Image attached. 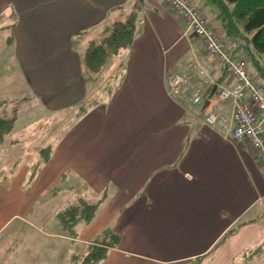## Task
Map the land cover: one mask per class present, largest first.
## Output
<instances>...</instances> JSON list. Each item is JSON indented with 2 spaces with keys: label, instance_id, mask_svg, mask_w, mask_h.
I'll use <instances>...</instances> for the list:
<instances>
[{
  "label": "crops",
  "instance_id": "obj_1",
  "mask_svg": "<svg viewBox=\"0 0 264 264\" xmlns=\"http://www.w3.org/2000/svg\"><path fill=\"white\" fill-rule=\"evenodd\" d=\"M131 1L0 0L14 71L47 114H61L43 136H20L24 157L0 139V264H84L104 229L118 243L92 264H264V250L245 254L264 241V166L247 142L203 122L231 79L165 0H144L118 82L84 103V49L101 43ZM192 1L220 29L210 3ZM231 108L217 100L213 111L229 117ZM96 201L90 222L62 225L61 212Z\"/></svg>",
  "mask_w": 264,
  "mask_h": 264
},
{
  "label": "trees",
  "instance_id": "obj_2",
  "mask_svg": "<svg viewBox=\"0 0 264 264\" xmlns=\"http://www.w3.org/2000/svg\"><path fill=\"white\" fill-rule=\"evenodd\" d=\"M211 5L213 19L220 25V32L224 40L230 44L232 55L242 53L246 62L264 77V0H206ZM143 0H133L125 9L124 16L113 19L106 43H90L84 49L82 65L85 73L92 75L107 61L111 53H117L121 47L128 46L134 37L137 22L141 12ZM254 69V70H255ZM86 75V76H87ZM88 75V76H89ZM16 109V103L9 98L0 99V139L3 132L10 131L15 116H9L7 108ZM86 110L85 104L79 106L78 114ZM44 158L48 157V149L44 150ZM33 173L30 174V177ZM98 206V201L85 203L80 206H70L60 213L62 225L72 226L83 219L90 222ZM100 244L91 246L83 259L84 264H92L106 255L107 245H116L119 235L111 230L104 229L98 238ZM200 260V259H198ZM187 264H197L189 262Z\"/></svg>",
  "mask_w": 264,
  "mask_h": 264
},
{
  "label": "built area",
  "instance_id": "obj_3",
  "mask_svg": "<svg viewBox=\"0 0 264 264\" xmlns=\"http://www.w3.org/2000/svg\"><path fill=\"white\" fill-rule=\"evenodd\" d=\"M165 2L182 16L188 29L203 41L206 52L217 59L221 70L231 79L230 85L222 87L209 99V112L203 116V122L219 126L223 135L232 142H247L264 166V86L248 73L244 59L230 53L221 32L207 19L197 2ZM178 81L176 76L169 79L174 91H177ZM200 98V95H195L192 101L198 102ZM225 99L231 100L232 104L229 117L213 111L217 100Z\"/></svg>",
  "mask_w": 264,
  "mask_h": 264
},
{
  "label": "rangeland",
  "instance_id": "obj_4",
  "mask_svg": "<svg viewBox=\"0 0 264 264\" xmlns=\"http://www.w3.org/2000/svg\"><path fill=\"white\" fill-rule=\"evenodd\" d=\"M201 9L206 17L208 16L211 18L210 11L206 6L201 4ZM210 22L213 24V21ZM10 35V30H0V91L3 92V94L0 95H7L9 100L11 99L12 102L16 103V109L11 108L12 104H10V107L7 108L8 115L15 116V121L13 123V128L10 131H7L5 133L2 130L1 134L4 142L3 151L5 150V148L11 150L12 147L13 150H11L10 153L24 157V150L22 152L20 151V146L22 144L18 141V139H20V136L30 135V133L37 134V136L40 137L41 135L43 136L45 134V128L51 127L54 120L60 118L61 114H47L45 108L43 107L44 105L41 101V98L34 95L32 92H30V90H27V85L24 83L20 71H14V69L17 68L14 67L15 63L13 59L12 45L6 42ZM103 36L105 37H103L100 42L106 43V39L109 36V31H106ZM226 44L230 49V44H228L227 42ZM5 49L7 50L6 53ZM126 50L127 45L121 47L117 53H111L108 56L106 63L98 71L94 72L92 75L88 74V100H85V104L92 103L100 98H105L113 90V88L115 87L114 85L119 80V74L123 69V56L125 55ZM122 52H124V55H122ZM3 53L7 55V58H4L5 60L2 59V57L4 56ZM13 96L16 97L11 98ZM72 113L73 112L68 114L69 119L72 117ZM52 117H54L55 119L53 120ZM62 127L63 124H56L54 128L55 133L58 134ZM18 128H20L21 130H18ZM48 131V133H51L50 130ZM261 219L262 223H264V217H261ZM263 250L264 241L260 245H258L257 248L248 250L245 254L246 256L255 255L261 253V251Z\"/></svg>",
  "mask_w": 264,
  "mask_h": 264
},
{
  "label": "water",
  "instance_id": "obj_5",
  "mask_svg": "<svg viewBox=\"0 0 264 264\" xmlns=\"http://www.w3.org/2000/svg\"><path fill=\"white\" fill-rule=\"evenodd\" d=\"M207 102H208V101L206 100V101H205V104H206Z\"/></svg>",
  "mask_w": 264,
  "mask_h": 264
}]
</instances>
